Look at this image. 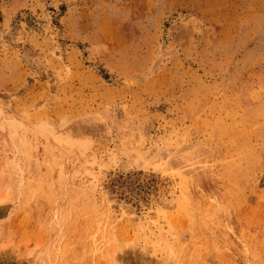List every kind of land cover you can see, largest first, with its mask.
<instances>
[{
    "label": "rangeland",
    "instance_id": "1",
    "mask_svg": "<svg viewBox=\"0 0 264 264\" xmlns=\"http://www.w3.org/2000/svg\"><path fill=\"white\" fill-rule=\"evenodd\" d=\"M0 114V264H264V0H0Z\"/></svg>",
    "mask_w": 264,
    "mask_h": 264
},
{
    "label": "bare ground",
    "instance_id": "2",
    "mask_svg": "<svg viewBox=\"0 0 264 264\" xmlns=\"http://www.w3.org/2000/svg\"><path fill=\"white\" fill-rule=\"evenodd\" d=\"M6 123L7 122H5L4 121V119H3V116L0 114V125H2V126H4V125H6ZM11 124V123H10ZM39 130H40V132L42 133V134H46L45 136H50L51 134H48V133H53L54 131H52V130H50L49 129V125H47V124H42V125H40L39 126ZM53 136V135H52ZM55 138H57V137H55V135H54V139ZM18 162L16 163V162H14V160H12V163H11V166L14 168V170L15 171H17V173L16 174H19L18 173ZM122 168H125V167H122ZM125 169H127V168H125ZM124 169V171H126ZM12 170V169H11ZM128 171V170H127ZM13 173V172H12ZM126 173V172H125ZM17 176V175H16ZM19 176V175H18ZM14 177V176H13ZM15 179V178H14ZM19 179H20V177H19ZM17 180V179H16ZM15 183H16V181H15ZM20 183H17V185H19ZM16 185V186H17ZM14 187H15V185H13ZM21 186V185H20ZM13 187V188H14ZM18 187V186H17ZM12 188V187H11ZM16 188V187H15ZM18 190V189H17ZM17 193V192H16ZM19 194V193H18ZM165 204V203H164ZM168 206V205H167ZM169 207V206H168ZM162 208V207H161ZM5 210V209H4ZM125 210V209H124ZM131 209H129V208H126V212H129ZM164 210V209H163ZM3 212V211H2ZM113 212V211H112ZM114 213V212H113ZM115 215V214H114ZM115 217L116 218H118V216H116L115 215ZM156 226V224H155V222H151L150 221V215H148V216H146V217H143V221H142V229L144 230V232H145V234H151V232H150V230H151V228H153V227H155ZM157 228V227H156ZM152 232H153V230H151ZM168 234H170V233H168ZM167 233H161L159 230H158V235H157V241H158V243L159 244H161L160 246H162V248H165V246H163V245H167L166 247H167V250H166V252H167V255L170 257L172 254H174L175 252V250L174 251H172V249H169V247L170 248H172V246L171 245H173V243L175 242V240H174V238L173 237H170V236H172V235H168ZM172 234V233H171ZM150 237V235H147L146 237ZM173 238V239H172ZM175 239H176V237H175ZM176 244V243H175ZM174 249V248H173ZM69 250V249H68ZM46 251V250H45ZM44 252V251H43ZM44 254H45V252H44ZM41 255V254H40ZM43 255V254H42ZM166 255V256H167ZM173 256V255H172ZM171 258V257H170ZM42 259H44V258H42ZM47 259V258H46ZM169 259V258H168ZM40 260V259H39ZM42 262L45 264V261L44 260H42ZM47 263V262H46ZM65 264V263H64Z\"/></svg>",
    "mask_w": 264,
    "mask_h": 264
}]
</instances>
